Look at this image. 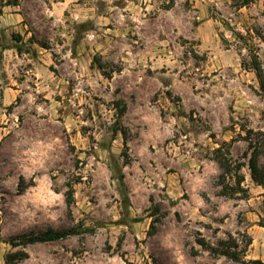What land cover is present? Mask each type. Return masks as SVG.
I'll return each instance as SVG.
<instances>
[{"label":"rangeland","instance_id":"rangeland-1","mask_svg":"<svg viewBox=\"0 0 264 264\" xmlns=\"http://www.w3.org/2000/svg\"><path fill=\"white\" fill-rule=\"evenodd\" d=\"M6 1L0 264H264L247 166L248 132L264 134L250 68L264 72V0ZM219 147L244 164L246 198L221 195Z\"/></svg>","mask_w":264,"mask_h":264},{"label":"trees","instance_id":"trees-1","mask_svg":"<svg viewBox=\"0 0 264 264\" xmlns=\"http://www.w3.org/2000/svg\"><path fill=\"white\" fill-rule=\"evenodd\" d=\"M248 3V2H247ZM6 5H17V1L13 0L10 2L6 1ZM250 68L254 71L256 78L258 80L259 89L264 97V72L263 69L258 62L256 57H253L250 61ZM115 105L118 107L119 102H116ZM120 111V115L123 114L125 110V106L118 107ZM248 140L251 152L249 153V158L247 162L248 169L250 171V178L253 183L256 185H264V162L260 164V158L264 160V134L248 132ZM254 135L252 136L251 135ZM125 134H123V142L125 145ZM228 151H223L222 147L214 149L212 151V160L218 165L221 173L219 175L218 181L221 186V195L225 197H242L246 198L247 190L242 187V183L244 182V176L241 173V169L244 166L243 163L233 162L228 157ZM230 179L232 183H226V179ZM72 199V190L70 187L69 192L66 194V201L70 204ZM81 232L79 227H70L64 229H48L46 231L40 233H29L18 235L16 238L12 239L11 246H27L34 245L38 243H49L58 240L65 239L67 237L78 235ZM222 256H225L232 261H239L240 255L237 252H229V250H224L220 253ZM13 254L9 256L8 260L13 263L15 257H18V260L24 258V256ZM253 264H263L260 261H254Z\"/></svg>","mask_w":264,"mask_h":264}]
</instances>
